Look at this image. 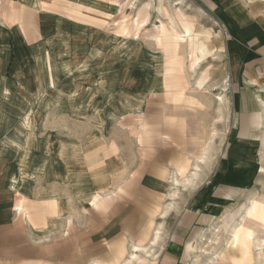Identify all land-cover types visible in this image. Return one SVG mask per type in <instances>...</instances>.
Listing matches in <instances>:
<instances>
[{
    "label": "rangeland",
    "instance_id": "1",
    "mask_svg": "<svg viewBox=\"0 0 264 264\" xmlns=\"http://www.w3.org/2000/svg\"><path fill=\"white\" fill-rule=\"evenodd\" d=\"M36 4V18L21 10V26L42 40L5 78L17 87L0 88V142L25 155L19 220L0 264H126L133 245L150 251L158 229L161 240L134 264H160L179 227L185 264H264V137L246 151L253 160L234 159L230 64L215 47L190 49L200 10L189 0ZM79 12L100 31L52 28L45 16L78 23ZM208 182L203 221L184 236L183 214Z\"/></svg>",
    "mask_w": 264,
    "mask_h": 264
},
{
    "label": "crops",
    "instance_id": "2",
    "mask_svg": "<svg viewBox=\"0 0 264 264\" xmlns=\"http://www.w3.org/2000/svg\"><path fill=\"white\" fill-rule=\"evenodd\" d=\"M47 1L51 3L49 7L54 3V0ZM189 1L200 10L201 15L192 24L190 49L195 55L196 52H205L208 56L215 47L216 52L219 51L223 57L226 56L230 64L232 87L236 94L233 104V139L236 152L234 159H239L238 163L245 162L251 154L253 160L252 152L246 151L248 147L260 143L264 137V0ZM4 2L5 10L0 14V88L14 90L19 81L12 82V84L6 83L5 78L10 72L15 75L19 73L20 63L17 60L27 55L33 57V52L37 49L35 45L42 40L43 35H32L31 21L28 22L30 26L24 28L21 26L22 23L27 22H22V19L26 18L23 16L21 19V10L32 12V7L36 8L38 0L35 2L33 0H4ZM68 4L62 2L65 7H68ZM45 14L51 21L52 28L53 24L60 23L88 32L100 31L101 25L95 23L93 16L94 20L89 21L84 19L86 17L79 12L78 18L82 15L83 19L80 18L76 23L68 20V17ZM30 16L36 18L38 12L33 11ZM36 21H34V27ZM16 25L19 27L17 28ZM36 28L38 29V26ZM24 48H27V51L21 53ZM197 48L202 51H197ZM23 156H25L23 152L21 153L15 145L0 142L1 244L5 241V232L12 231L19 220L17 219L19 208L15 203L19 201L20 193H24V181L21 180V167L25 162ZM14 173L19 174L15 176ZM230 176V184L235 183L236 185L237 176L234 173ZM213 185L214 183L208 182L192 209L184 212L181 223L184 227H188L187 230L184 228V236L190 231L194 234L197 226L202 223L204 216L199 215V211L202 210ZM225 193L226 191L220 190L215 196L224 197ZM179 229L180 231L178 230L176 236L166 246L160 264L186 263L185 239L180 238L183 231L180 227Z\"/></svg>",
    "mask_w": 264,
    "mask_h": 264
},
{
    "label": "bare ground",
    "instance_id": "3",
    "mask_svg": "<svg viewBox=\"0 0 264 264\" xmlns=\"http://www.w3.org/2000/svg\"><path fill=\"white\" fill-rule=\"evenodd\" d=\"M160 8V7H159ZM161 9H162V7H161ZM161 9H159V10H161ZM163 11L164 12H166L167 13V15L169 16V17H171L170 16V11L169 10H167V9H165V8H163ZM172 14V13H171ZM166 15V14H165ZM173 22L172 23H175V19L173 20V19H171ZM178 65V64H177ZM181 96V95H180ZM207 144V143H206ZM206 146V145H205ZM206 148V147H205ZM204 148V149H205ZM204 152V151H203ZM206 156V155H205ZM205 160V159H204ZM206 161V160H205ZM201 165V164H200ZM200 167V166H199ZM200 170H201V167L199 168ZM192 171H194V170H192ZM192 173V172H191ZM197 174H194V175H192L191 177H189V178H187V179H185V181H184V183H185V187L187 188L188 186H192L193 187V185L195 184V181L197 180ZM201 179H203V178H200V180ZM200 182H202V180L200 181ZM174 183H176V185H178V184H180L181 182L179 181V180H174ZM198 184V183H197ZM196 184V185H197ZM196 185H194V186H196ZM200 185V184H199ZM191 190V189H190ZM176 194H177V192H174V193H172L170 196L171 197H175L176 196ZM180 195V194H179ZM93 200V199H92ZM54 201V200H53ZM91 203V202H90ZM175 205V204H174ZM175 207V206H174ZM168 209H167V211L165 212V215H166V213L172 208L171 207V205H169L168 207H167ZM50 209V208H49ZM57 210V209H56ZM58 212L59 213H61L62 212V208L60 207L59 208V210H58ZM247 215H251L250 217H252V216H254V215H258V213H250V211H249V209L247 210ZM162 214V213H161ZM55 215H56V211H55ZM261 217H263L264 218V213H262L261 215H260ZM244 217H241V219H243ZM238 232V231H237ZM161 237H162V233H161V230L160 229H158L157 231H156V233L154 234V237H153V239L151 240V242H150V251L158 244V242L161 240ZM262 245H261V243L260 242H258V244L256 245V247H261ZM264 247V246H263ZM132 249H133V251H132V254H131V256L129 257V259L127 258V261H126V264H134V261H135V259L137 258V255H135V252H139V251H143V252H145L147 255H149L150 254V251L148 250V248L147 247H138V246H136V245H133L132 246Z\"/></svg>",
    "mask_w": 264,
    "mask_h": 264
}]
</instances>
